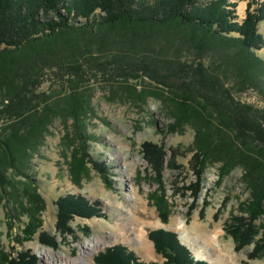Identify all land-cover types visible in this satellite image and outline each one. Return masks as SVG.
<instances>
[{
  "label": "trees",
  "instance_id": "obj_1",
  "mask_svg": "<svg viewBox=\"0 0 264 264\" xmlns=\"http://www.w3.org/2000/svg\"><path fill=\"white\" fill-rule=\"evenodd\" d=\"M237 6L238 2L231 0H0V207L7 209L10 232L15 219L22 215L29 219L16 235L17 242L30 240L43 224L46 200L30 172L32 159L56 118L65 126L61 141L71 154L73 182L82 184L91 163L112 186L105 164L93 160L89 152L87 119L94 109L91 94L81 87L96 63L103 70L110 66L129 74L139 67L145 70L163 85L152 93L173 118L169 131H182L186 124L195 128V143L189 150L196 181L176 189L177 193L191 191L189 219L198 207L210 164L220 163L218 183L235 168H243L250 198L241 206L244 213L233 214L225 230L237 250L253 244L249 257H264V230L261 232L256 223L264 214V110L235 99L225 73L204 61L188 64L172 57L164 59L160 68L159 56L128 60L129 55L122 52L106 59L93 54L94 49L106 52L118 48L128 39L135 46L143 40L165 39L163 48L169 37L160 31L176 29L204 53L218 52L221 66L226 70L232 67L238 89L255 88L264 93V57L256 53L264 47V35L259 32L264 1L248 0L242 21ZM98 9L104 14L97 15ZM50 71L58 72L69 84V92L59 99L40 90ZM119 86L137 104L146 98L145 92L128 80ZM142 152L148 163L146 171L158 183L150 200L167 223L173 206L164 181L167 151L162 144L144 141ZM175 156L173 149L167 163L171 167H179ZM207 204L205 200L201 215ZM55 205L57 231L63 239L73 233L70 221L75 216H107L99 201L91 202L81 194L61 195ZM83 229L89 231L87 226ZM149 238L164 257L163 263L141 260L135 251L118 243L96 254L95 264H211L196 260L172 230H151ZM40 241L54 249L59 246L47 231L40 233ZM0 264H39V258L30 250L14 255L0 244Z\"/></svg>",
  "mask_w": 264,
  "mask_h": 264
},
{
  "label": "rangeland",
  "instance_id": "obj_2",
  "mask_svg": "<svg viewBox=\"0 0 264 264\" xmlns=\"http://www.w3.org/2000/svg\"><path fill=\"white\" fill-rule=\"evenodd\" d=\"M231 1L238 2V20L242 21L246 15L248 0ZM243 3H245L244 13L240 8ZM103 14L100 9L97 10V15ZM259 32L264 35V20L259 24ZM160 34L169 37L163 48H161V43L165 39L143 40L139 42L138 46L132 44L134 42L128 39L126 44H120L118 48L110 47L106 52L94 49L93 54L106 59L122 52L121 54L129 55L128 60L146 57L153 59L155 56H159L161 61H158L157 64L160 68L165 65L164 59L172 57H178L180 61L188 64L204 61L209 67H219L220 72L225 73L224 80L227 81L226 85L233 89L235 99L264 110V93L255 88L245 91L238 89L235 84L237 77L232 71V67L226 70L221 66L223 61L218 52L210 50L204 53L191 45L189 39L181 36V33L176 29H163ZM146 35L147 32H145ZM256 53L264 57V47L256 50ZM92 66L90 68L91 74L88 75L89 79L83 81L81 87L83 91L91 94V104L94 109L87 119L88 132L91 135L89 152L93 160L105 164L109 176L113 180L112 186L104 181L102 175L93 168L91 163H88L91 168L89 175L82 180V184L77 185L73 182L70 172L71 154L61 141L65 133V126L60 118H56L49 127L44 145L32 159L30 172L36 179L39 191L46 200V208L41 213L42 227L30 240H25L22 243L17 242L15 240L16 235L21 234V230L25 228L29 219L27 215L15 219L14 228L10 232L7 224L9 222L7 209L0 207V244L6 250H11L14 255L30 250L39 258V264H45L41 258V252L44 248L50 249L53 254L63 253L67 257H75L79 252L80 244L85 241L84 239L100 235L105 238L107 244L95 251L91 261L84 264H95L94 257L96 254L105 250L106 247L118 243H122L135 251L141 260L163 263L165 259L156 252L154 244L153 256L146 257L142 253L138 243L140 226L137 223L141 219L153 223V225L145 226L144 229L147 240L151 241L149 232L154 229L166 228L178 234L177 231L167 226L172 221L173 216L181 215L188 227L197 221L205 228L207 227L206 229L209 231L220 230L219 239L223 246L229 248L230 254L237 261V264H264V257H249L253 244L237 250L235 240L225 230L230 217L233 214H242L241 206L250 198V190L243 180V168H235L218 183L220 163L210 164L204 173L203 190L197 201L198 207L189 219L187 211L193 202L191 191L185 192L182 189L177 193L176 189L196 181L195 173L191 167L193 152L189 150L195 143V128L186 124L182 131H169V125L173 123V118L159 96L152 93L158 85H163L145 70L139 67L138 70H129L134 72L129 74L124 71L116 72L110 66H107L105 70L99 68L96 63H93ZM58 75V72H47L45 81L40 88L41 91L53 94L56 99L69 92V84L66 80L59 78ZM123 80H128L129 83L144 91L145 100L137 104L133 98L125 96L124 90L119 86ZM144 141L162 144L167 151L164 181L167 195L173 205L167 223L161 220L149 197V194L157 188L158 183L146 171L148 163L142 152ZM173 149H176L175 159L179 167H171L167 164L168 159L173 154ZM123 168L129 169L130 173L125 174ZM66 194H81L91 202L99 201L107 216H94L92 218L75 216L70 221L73 233L63 239L60 232L57 231L55 201L59 196ZM205 200L208 201V204L205 208V214L201 215L200 210ZM133 206H136L137 210L147 211L145 217L140 216ZM217 211L218 216H216ZM130 216L138 220L131 225L132 231L122 232L120 227L121 225L127 226ZM159 220L163 225L158 224ZM256 223L261 226L260 231L263 232L264 214ZM85 226L89 227L88 232L84 231L83 227ZM42 231L54 235L59 246L54 249L50 245L42 243L40 241ZM179 240L181 241L180 238ZM10 247H14V249H10Z\"/></svg>",
  "mask_w": 264,
  "mask_h": 264
},
{
  "label": "bare ground",
  "instance_id": "obj_3",
  "mask_svg": "<svg viewBox=\"0 0 264 264\" xmlns=\"http://www.w3.org/2000/svg\"><path fill=\"white\" fill-rule=\"evenodd\" d=\"M241 10L244 13L245 3L241 5ZM135 162V161H134ZM125 174H129V169L123 168ZM125 176V175H124ZM131 196V195H130ZM136 209V206H133ZM140 216L147 214V211L137 210ZM127 226L121 225L122 232L132 231L131 225L137 222V218L129 217ZM153 223L146 222L143 219L139 220L137 225L140 226L138 233V243L141 251L146 257L153 256V243L147 240L144 229L145 226ZM158 224L163 225L159 220ZM168 228L178 232L182 242L187 244L195 256L199 259H205L214 264H237V261L230 254L229 248L223 246L220 241V230L209 231L202 224L194 221L190 227L187 226L184 218L181 215L172 217V221L168 224ZM80 246L79 252L75 257H67L63 253L53 254L50 249L44 248L41 252V258L45 264H84L89 263L95 251L103 248L107 242L105 238L98 235L92 238L84 239Z\"/></svg>",
  "mask_w": 264,
  "mask_h": 264
},
{
  "label": "water",
  "instance_id": "obj_4",
  "mask_svg": "<svg viewBox=\"0 0 264 264\" xmlns=\"http://www.w3.org/2000/svg\"><path fill=\"white\" fill-rule=\"evenodd\" d=\"M165 229H166V228H165ZM181 242H182V241H181ZM182 243H183V242H182ZM183 244H184V243H183ZM185 245H186V244H185ZM188 247H189V246H188ZM189 248H190V247H189ZM190 250H191V248H190ZM191 251H192V250H191ZM195 258H196V259H199V258H197L196 256H195Z\"/></svg>",
  "mask_w": 264,
  "mask_h": 264
}]
</instances>
